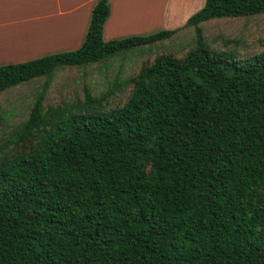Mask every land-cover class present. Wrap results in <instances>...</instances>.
Returning <instances> with one entry per match:
<instances>
[{
    "label": "trees",
    "instance_id": "obj_1",
    "mask_svg": "<svg viewBox=\"0 0 264 264\" xmlns=\"http://www.w3.org/2000/svg\"><path fill=\"white\" fill-rule=\"evenodd\" d=\"M264 12L203 0L192 44L155 52L121 102L83 85L43 104L55 68L84 65L177 27L102 39L95 0L80 44L0 64V90L42 76L0 143V264H264V50L210 46L200 22Z\"/></svg>",
    "mask_w": 264,
    "mask_h": 264
},
{
    "label": "rangeland",
    "instance_id": "obj_2",
    "mask_svg": "<svg viewBox=\"0 0 264 264\" xmlns=\"http://www.w3.org/2000/svg\"><path fill=\"white\" fill-rule=\"evenodd\" d=\"M128 1V4L136 2V0ZM187 2L186 9H191L192 5ZM143 3H147L149 7L151 0ZM194 7L197 8L196 4ZM181 11L183 12V9L179 11L178 19ZM163 25L155 24L144 34L159 28H169ZM176 27L177 29L164 39L130 48L84 65L55 68L43 92L42 103L53 104L80 96L83 85L95 94L105 92L106 100L110 103L121 102L130 87L129 77L144 60H150L155 52L161 51L180 55L192 44L191 26L181 24ZM200 27L203 38L210 46L232 48L238 56L264 50V12L245 16L214 17L200 22ZM42 78V76L33 77L0 90V143L7 136L10 128L26 116L40 88Z\"/></svg>",
    "mask_w": 264,
    "mask_h": 264
},
{
    "label": "crops",
    "instance_id": "obj_3",
    "mask_svg": "<svg viewBox=\"0 0 264 264\" xmlns=\"http://www.w3.org/2000/svg\"><path fill=\"white\" fill-rule=\"evenodd\" d=\"M143 1L146 0L128 4V0H108V15L101 29L102 39L131 33L144 34L155 24H165L163 26L169 28L179 26L187 13L195 10V4L198 8L203 2L151 0L148 7ZM187 1L192 5L191 9H186ZM94 2L95 0H0V64L77 47L84 36Z\"/></svg>",
    "mask_w": 264,
    "mask_h": 264
}]
</instances>
